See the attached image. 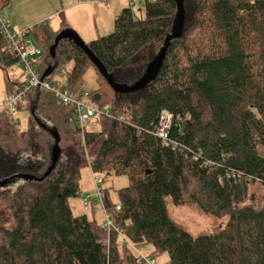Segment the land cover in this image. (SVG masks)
Masks as SVG:
<instances>
[{
  "label": "trees",
  "instance_id": "trees-1",
  "mask_svg": "<svg viewBox=\"0 0 264 264\" xmlns=\"http://www.w3.org/2000/svg\"><path fill=\"white\" fill-rule=\"evenodd\" d=\"M9 3L0 0V9ZM144 8L145 20L125 8L111 35L87 44L123 86L143 77L175 27L176 0H145ZM184 9L182 37L160 74L133 94L113 91L70 40L52 59L61 31L48 35L35 26L23 33L44 46L42 74L56 63L71 65L67 85L74 93L93 66L99 87L91 103L111 116L98 120L99 132L82 131L69 123L71 109L38 90L25 94L27 131L0 110V183L7 181L0 187V264H137L125 240L153 247L156 258L168 254L170 264H264V208L250 200L254 185L264 189V0H184ZM17 63L0 31V64ZM7 89L16 91L9 83ZM164 113L171 117L165 142L158 136ZM50 129L61 137L56 169L42 181L21 179H41L50 168ZM85 166L103 179L128 177L119 204L104 191L118 232L74 216L69 201L82 194ZM169 202L228 221L194 236L171 217Z\"/></svg>",
  "mask_w": 264,
  "mask_h": 264
},
{
  "label": "rangeland",
  "instance_id": "rangeland-1",
  "mask_svg": "<svg viewBox=\"0 0 264 264\" xmlns=\"http://www.w3.org/2000/svg\"><path fill=\"white\" fill-rule=\"evenodd\" d=\"M86 3L93 4L96 0H85ZM73 0H10V3L0 9V17L2 20L8 21L13 28V31L18 35L34 28L40 27L45 34L50 35L52 32H57L64 25L70 27L78 36L88 44L91 39H96L97 31L100 36H109L115 31L113 8L119 7L122 3L127 8H131L135 20L142 21L146 19L145 0H134L133 5L129 4L128 0H118L111 5L110 11L103 14L102 9L95 4L90 8L73 10L67 9V5L72 4ZM99 17V18H98ZM99 19V23L97 22ZM19 22L20 30L15 29L14 25ZM98 36V35H97ZM26 40L31 41L35 46L44 49L42 44L36 42L32 35L26 37ZM48 45L46 49L48 51ZM43 51V50H42ZM50 60H47L49 62ZM50 63V62H49ZM70 67L71 65H63L61 69ZM59 74V73H58ZM97 71L93 66H90L84 76V81L78 94L84 98L85 103H91L90 94L95 92L99 87ZM57 79V75L50 80ZM27 77L20 64H15L11 68H4L0 64V108L5 105L8 94V83L12 89L17 90L20 83L25 82ZM102 93H106L107 89L102 85ZM11 89V90H12ZM106 96L102 104L105 105ZM54 109L56 106H53ZM15 124L20 131H27L29 128L30 112L22 105L16 116L14 117ZM99 123L91 122L87 125L86 131L89 133L99 132ZM102 180V189L108 190L110 200L113 204H119L118 192L129 186V179L126 176H110ZM81 192L82 195L78 198H73L69 201L70 207L74 216H86L90 221H96L98 225L103 226L106 222V214L103 206L98 203L94 211L86 212L83 207V196L94 194L96 191L94 183V175L91 168L85 166L81 170ZM250 200L257 209L264 208V189L259 185H254L250 190ZM171 217L182 228L187 230L194 236L205 233H213L220 228L225 227L228 219H215L214 217L203 214L196 207H176L171 202L168 204ZM153 247L146 246L141 249V254L145 257L152 254ZM160 264H170L168 254H162L158 258Z\"/></svg>",
  "mask_w": 264,
  "mask_h": 264
},
{
  "label": "built area",
  "instance_id": "built-area-1",
  "mask_svg": "<svg viewBox=\"0 0 264 264\" xmlns=\"http://www.w3.org/2000/svg\"><path fill=\"white\" fill-rule=\"evenodd\" d=\"M84 0H78L83 2ZM109 0H103V5L106 8ZM130 5H133L134 0H128ZM0 31L8 44L10 52L19 61L25 76L27 79L23 82L22 86L17 89L13 94L7 96V100L4 106L0 108L3 110L7 117H9L14 123L17 112L24 104L25 94L31 90H38L48 92L52 97L62 106L71 109L74 113V118L69 120L71 125L77 124L82 131L86 130V127L91 122L98 123L101 117H110V113L107 109L99 108L92 103H85L84 98L78 93H74L67 85L69 78L70 67L57 68V70L51 75H57V79L48 81L42 79V57L43 51L41 48L35 46L31 41L26 40L23 35L15 33L8 21L2 20L0 17ZM59 73V74H58ZM50 77V76H49ZM171 125V117L166 113L163 114L160 129L158 130V136L162 141L167 139V131ZM94 183L96 191L94 194L83 196V207L86 212L94 211L95 207L100 203L104 208V191L102 189V180L100 176L94 175ZM117 211H120L118 206ZM106 222L103 225L104 228L110 232L115 230L118 232L114 225V221L108 216L105 208ZM136 258L137 264H160L158 259L150 254L145 257L141 254L142 247H136L129 241L125 240Z\"/></svg>",
  "mask_w": 264,
  "mask_h": 264
},
{
  "label": "water",
  "instance_id": "water-1",
  "mask_svg": "<svg viewBox=\"0 0 264 264\" xmlns=\"http://www.w3.org/2000/svg\"><path fill=\"white\" fill-rule=\"evenodd\" d=\"M177 4V16L176 23L173 29V32L170 36H168L164 42V45L159 52V54L153 59V61L148 65L145 74L143 77L135 83L133 86H123L113 81L112 76L109 74L107 69L101 63V61L94 55V53L89 49L87 44L71 29L61 31L57 37L55 38L54 45L50 49V56L52 59L56 58V50L60 42L64 40L72 41L79 49L83 51V53L87 56L90 62L94 65V67L98 70L99 74L105 79V81L109 84V86L118 94H133L139 91L144 90L150 83L155 81L158 75L161 72L165 59L167 57L168 50L173 41L178 40L182 37L184 25H185V9H184V0H176ZM58 68V63L54 64L47 68L44 72L42 79H46L51 76ZM38 124L47 129V127L38 121ZM50 134L53 136L55 141L54 147L52 148L51 153V166L48 171L45 173L44 177L41 179H36L32 176H21L20 178L26 181H42L44 178L50 176V174L56 169L57 164L61 159V137L60 134L55 130H49ZM7 185V181L1 182L0 187H4Z\"/></svg>",
  "mask_w": 264,
  "mask_h": 264
},
{
  "label": "crops",
  "instance_id": "crops-1",
  "mask_svg": "<svg viewBox=\"0 0 264 264\" xmlns=\"http://www.w3.org/2000/svg\"><path fill=\"white\" fill-rule=\"evenodd\" d=\"M103 0H96L95 3V6H99V9H102L103 11V14H106V12L110 11V8H111V5L110 4H113L114 2H118V0H109L108 1V4H107V7L105 8L104 5H103ZM93 4H89V3H86V1L84 0L83 2H78V0H73L72 4H69L67 5V9H71L73 10L74 8H80V9H86V8H90L91 5ZM127 8L125 4H121L118 8L117 7H114L113 8V13H114V23H115V19L117 18V16L121 13V11L123 9ZM99 18V17H98ZM97 22L99 23V19H97ZM12 27V26H11ZM15 29H18V31L21 29L20 27V24L19 22H17L15 25H14ZM13 29V28H12ZM63 30V27L58 30L57 32H60ZM57 32H52L51 34H54V33H57ZM101 33V32H100ZM100 33L97 31V35L95 37H98L97 39L101 38V37H104V36H100ZM50 34V35H51ZM96 40L95 38L94 39H91L90 42ZM89 42V43H90ZM82 195V194H81Z\"/></svg>",
  "mask_w": 264,
  "mask_h": 264
}]
</instances>
